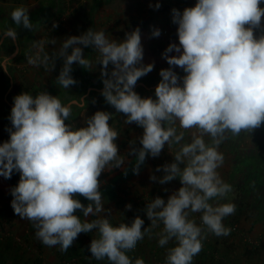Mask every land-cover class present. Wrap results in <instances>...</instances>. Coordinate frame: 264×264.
<instances>
[{"label": "clouds", "instance_id": "9594fccd", "mask_svg": "<svg viewBox=\"0 0 264 264\" xmlns=\"http://www.w3.org/2000/svg\"><path fill=\"white\" fill-rule=\"evenodd\" d=\"M261 4L264 0H196L195 6L182 12L172 9L179 43H170L162 53L170 67L159 73L162 79L155 99L134 90L138 80L154 69V64H142L139 28L123 40L91 28L61 41L54 56L45 53L44 47L46 43L56 45V39L33 43L36 53L27 55L28 64L47 68L52 61L54 70L56 58L63 59L57 77L63 89L77 84L72 75L74 64L92 67L84 48L93 47L101 66V95L117 113L124 114L125 124L135 123L143 129L140 146H130L128 157H135L132 162L120 154L119 133L110 125L112 113L97 111L85 126L74 128L66 121L76 100L65 104L46 91L14 97L10 139L0 144V177L11 179L14 172L20 174L18 185L11 189V206L21 219L33 224L43 245L59 246L66 252L79 234L96 230L98 238L89 249L96 260L133 264L127 252L150 234L151 227L162 224L159 246L170 241L176 245L168 250L166 264H193L202 251L205 228L215 236L230 234L223 221L235 213L236 205L214 203L232 192L218 172L225 159L219 146L226 132L238 135L264 124V35H256V29L264 26ZM150 7L158 10L161 5ZM11 19L16 26L32 31L29 9L17 7ZM160 35V29L153 30V37ZM3 37L15 43L18 32L9 28ZM173 52L176 55H170ZM9 59L0 60L5 72ZM176 67L185 73L183 78ZM177 121L180 129L196 130L190 141L185 142V133L177 131ZM173 145L180 146L174 162L158 166L155 171L163 175L150 179L161 185L179 180L182 187L167 200L157 196L147 203L144 211L151 227L145 228L139 216L130 225H113L105 215L109 210L101 190L102 174L123 169L126 175L125 166L131 163L133 174L138 175L149 156L157 158L166 146ZM80 197L88 203H82ZM127 208L131 210V204ZM77 210L82 215H77ZM193 213L200 214L199 225L190 218ZM89 216L100 218L88 221ZM135 264L145 261L137 258Z\"/></svg>", "mask_w": 264, "mask_h": 264}, {"label": "rangeland", "instance_id": "374dc122", "mask_svg": "<svg viewBox=\"0 0 264 264\" xmlns=\"http://www.w3.org/2000/svg\"><path fill=\"white\" fill-rule=\"evenodd\" d=\"M167 2L168 0H105L96 7V0H19L18 2L0 0V22L9 21L12 24L14 21H11V13L14 9L17 7L29 9L31 21L43 23L41 27L33 26L32 31L29 30L34 42L44 38L47 32L51 34V38L48 40H57L56 45L45 44L44 52L50 56H54L61 41L71 36H79L91 28L94 31L103 30L109 38L117 40H123L127 33L139 28L145 54L148 51V55L144 54L142 64H154V69L138 80L134 90L144 98L152 97L155 99V89L162 79L159 73L161 69L170 67L162 58V53L172 43L173 34L166 18L167 14L157 12ZM157 3L161 5L158 10L150 7V5L154 6ZM195 4L196 0L192 5ZM37 15L38 20L35 18ZM58 23L63 28L62 30H59L58 27L53 28V25H58ZM160 25L166 26V28H161ZM154 29L161 30L159 37L152 36ZM256 35L259 37L264 34L256 32ZM142 36H144V40ZM26 48L28 51L31 49L27 55H35L36 49L31 44L27 45ZM84 55L92 60V67L85 69L78 64L73 65L72 75L77 84L71 89H63L57 83V77L63 66L62 58H56L54 70H52V61L49 62L47 68L40 65L33 66L29 70H19L17 64L14 65L11 62V69H17L14 71L13 80L9 77L6 79L7 83L4 86V91L8 93L6 98L4 94L1 95L2 90L0 92V121L4 117L9 119L14 105V97L26 91L34 96L46 91L53 96H58L65 104H70L76 100L77 104L72 105V115L66 122L72 124L74 128H79L85 126L87 118L93 116L97 111L112 113L114 117L110 121V125L119 133L116 143L119 146L120 154L126 160L129 159L134 162L135 157H128V152L133 144L137 147L140 146L138 141L143 135V129L135 123L125 124L126 117L124 114L117 113L115 108L108 105L101 95L104 85L101 77V66L96 63L98 52L90 46L84 48ZM170 55H176V53L173 52ZM111 68L112 66L109 65V71ZM175 71L181 78L185 75L179 67H176ZM174 126L178 132L183 131L185 133V142L190 141L192 134L196 132L195 129H180L178 121ZM11 127L9 120L4 131L7 140L10 139L8 129ZM225 136L226 139L219 146V151L224 154L225 159L218 172L222 179L232 186V192L225 199L214 203L231 202L236 205V210L242 203L243 206L245 205L244 212L250 215V218L241 215L239 222L234 223L236 224L234 226L238 228V233H235L234 237L229 236V238L222 239L220 247L221 250H225L227 246H234L237 254H250L245 259V264H264V124L256 129L243 130L238 135L226 132ZM205 140L207 143H211L210 137L205 136ZM179 147V145H173L171 148L166 146L159 157L152 158L149 156L138 175L133 174L131 163L125 166L127 168L126 175L123 169H110L102 174L100 179L104 183L101 190L104 193L105 208L109 210L105 215L109 217L112 223L115 221L113 224L118 226L121 223H129L131 210L134 209V199L138 192L142 193L144 189L151 191L153 188L161 186L158 182H153L150 177L152 175L159 177L163 174L162 171L156 172V168L174 162V154L179 150ZM4 180L10 189L6 192L7 194L3 189H0V239L4 244L12 243L11 249L6 250V254L17 259L20 258L22 261L42 257L43 264H57L55 250L58 246L47 247L43 245L36 237V229L33 224L26 219H21L14 212L11 206L14 199L11 195L12 183L9 179ZM173 187L171 193L177 190L175 185ZM105 190H108L109 194ZM108 195L113 199L109 200ZM121 199L126 200L122 209L116 205V202ZM86 203H88L87 200ZM129 204L132 206L131 210L127 208ZM234 214L224 219L225 226L228 222H233ZM91 217L89 216L87 220ZM82 219L84 218L82 217ZM150 223L151 221L148 220V224ZM240 234L249 236V249L253 250L252 253H245L244 241ZM82 240L84 241L83 244L86 245V240L83 239L81 233L72 246L79 244ZM148 256L151 258L152 264H160L153 257L151 249L148 251Z\"/></svg>", "mask_w": 264, "mask_h": 264}, {"label": "trees", "instance_id": "16d2710c", "mask_svg": "<svg viewBox=\"0 0 264 264\" xmlns=\"http://www.w3.org/2000/svg\"><path fill=\"white\" fill-rule=\"evenodd\" d=\"M11 2H18L19 0H9ZM105 0H96V7L102 4ZM194 0H168L166 4H164L160 10L157 12H164L167 14L166 18L167 21L170 23L171 26V33L173 34L171 42L179 43L178 41V35H177V28L178 26L176 24L172 23V9L176 8L181 10V12L187 8V7H193ZM195 6V5H194ZM264 7V6H261ZM161 28H166V26H161ZM258 33V32H257ZM261 34V33H259ZM5 78V72L0 69V82ZM27 93H30L26 91ZM9 119L7 117H4L0 121V144L7 141L4 131L6 129V125L8 123ZM68 123V122H66ZM122 123V122H121ZM161 175V174H160ZM163 175V174H162ZM161 175V176H162ZM12 183V187H15L18 185L20 181V175L16 172L13 173L11 179H9ZM179 182V185H177ZM177 187V190L182 187V184L179 180H173L167 184L161 185L160 187L153 188V190H147L144 189L142 193L138 192L137 197L134 199V205L133 210H131V216L129 218V223L131 224L132 221L137 217H141L144 219L145 224L144 227H151V223L148 224V218L146 215V212L144 211L147 203L150 202L153 198L160 196L163 197L165 200L172 194L171 189ZM165 189L167 191H165ZM176 190V191H177ZM108 193V190H105ZM106 193V194H107ZM109 194V193H108ZM114 195V194H112ZM109 200L113 199L109 195L107 196ZM82 203L85 205L86 199L83 197H80ZM131 201V200H130ZM126 204L125 199H121L116 202V205L122 209ZM245 206V205H244ZM244 206L242 203H240V206L238 207V210L235 212V218L233 222H228L226 224V227L231 229V232L227 236H214V234L207 231L205 228L203 235V248L202 251L194 257L193 264H245V259L250 256L249 255H241L237 254L235 251L234 246H227L225 250H221V240L224 238H229V236H235V233H238V228L234 225V223L239 222L240 216L244 215L245 218H250V215H247L244 212ZM80 211L77 210V215H80ZM99 217L92 216L88 219V221L98 219ZM191 219H194L196 223L199 225L201 223L200 220V214L199 213H193L190 216ZM231 219V218H229ZM115 223V221H113ZM116 226V224H113ZM163 229L162 224H158L156 227H151V232L149 235H146L143 240L139 241L136 248L130 250L127 252V255L132 260L133 264H135V260L137 258H142L145 261V264H152L151 258L148 256V251L151 249V253L153 257L156 259L157 262L160 264H166V257L168 255V250L175 245L174 241H170L168 245L164 247H160L158 244V240L160 238V233ZM237 232H233V230ZM83 239L86 240V245H84V241L82 240L79 244L75 246H71L66 252H63L59 249V246L56 248L55 253L57 257V264H108V261L105 260H96L91 252H90V245L93 239L98 238V233L96 230H93L90 233H82ZM242 237L243 242V249L245 253H252L253 250L250 248V238L249 236H246L244 234H240ZM10 241V239H9ZM12 242V241H10ZM12 243L4 244L1 242L0 239V264H43L42 257H37L33 260H24L22 261L20 258L17 259L16 257H12V255H7V251L11 249ZM146 248H150L147 249ZM7 250V251H6ZM250 263V262H249Z\"/></svg>", "mask_w": 264, "mask_h": 264}, {"label": "crops", "instance_id": "0c3cea01", "mask_svg": "<svg viewBox=\"0 0 264 264\" xmlns=\"http://www.w3.org/2000/svg\"><path fill=\"white\" fill-rule=\"evenodd\" d=\"M35 18H36V20H38V15L35 16ZM11 21H12V19H11ZM32 23H33V26H36V28L41 27L43 24L41 21H36V22L32 21ZM9 28H14L18 32V40L15 43H13L10 39L3 37V32ZM55 28H57V27H55ZM58 29L59 30L63 29L59 23H58ZM142 37L144 40V36H142ZM49 38H51V34H49L47 32V35H45V37L42 39L47 41ZM33 43H34V38L32 37V34H29L28 29H24L22 26L21 27L15 26L14 23L11 24L9 21L8 22L7 21L0 22V59L3 60V58H2L3 56L5 58L6 57L11 58L8 60V72L4 71L5 72V78L0 82V92L2 90L1 95L4 94L5 98L8 94L7 91L6 92L4 91V86L7 83L6 79L11 78L13 80L14 71L17 69V68H14V70L11 69V66H10L11 62H13L14 65L17 64V67L19 70H29L34 66V65H30L27 63V53L28 52L30 53L31 49H29V51H28V48H26L27 45L31 44V46H32ZM144 54H145V48H144ZM145 55H148V51ZM27 64L30 66H28ZM35 69H36V67H35ZM9 187L10 186L7 184V182H5V180L0 177V189L1 190L3 189V191H5V193H6L10 189Z\"/></svg>", "mask_w": 264, "mask_h": 264}, {"label": "built area", "instance_id": "2783aa9c", "mask_svg": "<svg viewBox=\"0 0 264 264\" xmlns=\"http://www.w3.org/2000/svg\"><path fill=\"white\" fill-rule=\"evenodd\" d=\"M262 19H264V18H262ZM256 32L264 34V26H262L261 28H257ZM235 231H236V229H235Z\"/></svg>", "mask_w": 264, "mask_h": 264}]
</instances>
